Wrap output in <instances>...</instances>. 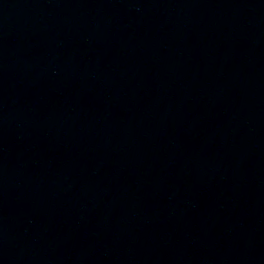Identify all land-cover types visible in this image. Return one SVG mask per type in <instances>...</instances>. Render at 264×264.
I'll return each instance as SVG.
<instances>
[{"label": "water", "instance_id": "water-1", "mask_svg": "<svg viewBox=\"0 0 264 264\" xmlns=\"http://www.w3.org/2000/svg\"><path fill=\"white\" fill-rule=\"evenodd\" d=\"M0 264H264V0H0Z\"/></svg>", "mask_w": 264, "mask_h": 264}]
</instances>
